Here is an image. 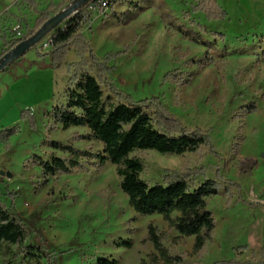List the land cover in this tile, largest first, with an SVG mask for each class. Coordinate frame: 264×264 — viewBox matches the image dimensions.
<instances>
[{
	"label": "rangeland",
	"instance_id": "1",
	"mask_svg": "<svg viewBox=\"0 0 264 264\" xmlns=\"http://www.w3.org/2000/svg\"><path fill=\"white\" fill-rule=\"evenodd\" d=\"M72 1L35 0V9L25 0H0V61L27 39L24 36L37 31L40 12L55 14ZM217 2L228 13L224 20H208L195 12V0H118L112 8H93L80 32L98 59L108 53L120 56L108 62L110 70L103 75L88 53L84 59L105 96L113 95V86L135 100L157 97L184 126L208 131L213 146L197 153L132 154L143 161L142 177L152 183L166 170L204 166L209 178H218L217 171L222 175L219 194L208 199L217 222L215 240L201 259L189 258L196 264H220L213 261L235 256L262 263L264 0ZM51 33L0 72V131L18 130L8 137L9 149L0 141V171L13 175H0V200L25 224L27 244L45 246L52 264H96L100 257L141 264L154 250L147 230L152 223L165 233L173 252L190 256L193 237H180L162 216H141L129 205L116 166L106 163L98 170L86 163L85 169L56 176H45L29 162L25 166L35 156L66 157L51 148L52 141L95 152L103 149L94 140L76 139L88 134V128L53 122L51 111L66 102L69 79L81 57L71 43L65 62L52 66L47 45ZM204 59L210 65L202 67ZM251 105L255 111L248 113L245 108ZM25 110L36 118V128L22 118ZM228 180L239 187L226 191ZM8 192L14 193L13 204ZM120 239L132 246H117ZM6 252L7 247L0 248V264H38L22 257L13 260ZM40 264L49 263L44 259Z\"/></svg>",
	"mask_w": 264,
	"mask_h": 264
},
{
	"label": "trees",
	"instance_id": "2",
	"mask_svg": "<svg viewBox=\"0 0 264 264\" xmlns=\"http://www.w3.org/2000/svg\"><path fill=\"white\" fill-rule=\"evenodd\" d=\"M37 9L35 0H25ZM192 9L201 12L208 20H224L228 13L218 4L217 0H195ZM118 0H90V4L81 9L73 17L65 20L52 31L47 45L50 47L51 65L61 66L68 54L69 45L76 46L81 60L75 64L76 71L69 79L66 102H61L51 111L54 124L64 128L76 126L86 127L88 134L76 135L79 140H94L102 145V151H91L77 148L72 143L52 141V149L66 154V157L53 155L50 159L35 156L28 162L38 166L45 176L71 174L85 169V164H93L101 170L106 163L116 166L120 177L119 187L128 198L129 205L141 216L160 215L180 237H193L194 243L190 256L175 253L166 245L165 233L150 223L148 240L153 245V252L141 264H196L189 257L201 258L208 244L212 241L217 226L212 211L208 208V199L219 194L222 175L217 171L218 178H209L207 167L201 166L183 171L166 170L159 181L152 183L142 177L143 161L132 156L137 151L154 150L161 154L181 155L186 152L197 153L204 147H212L208 131L199 128L190 129L184 126L162 104L157 97L135 100L130 95L121 93L115 87L113 95H104L98 76L86 69L85 54H89L100 75L106 74L110 67L108 62L119 57L120 53H108L103 60L96 57L80 32L84 23L89 21L93 8H112ZM56 13V12H55ZM53 12L46 9L40 12L35 28L46 22ZM183 35L188 33L182 27L177 29ZM35 31L23 38L30 37ZM196 40V39H195ZM20 40L14 42V44ZM14 46V45H13ZM209 59L200 61L204 67L210 65ZM168 79H170L167 76ZM174 81L179 79L174 77ZM248 113L255 111V105L246 107ZM21 116L27 119L33 128L37 127L36 118L29 111H22ZM17 128L0 131V141H5L9 149L8 137L16 134ZM230 187L238 186L233 181H226ZM239 187V186H238ZM12 204L14 193L8 192ZM25 224L0 200V248L7 247L11 259H30L40 264L46 260L53 263L52 254L40 244H27ZM117 246L131 247L130 240H118ZM16 247L13 251L11 247ZM9 261L8 263H10ZM7 263V264H8ZM220 264H255L250 261L230 259ZM96 264H118L115 259L100 257Z\"/></svg>",
	"mask_w": 264,
	"mask_h": 264
},
{
	"label": "water",
	"instance_id": "3",
	"mask_svg": "<svg viewBox=\"0 0 264 264\" xmlns=\"http://www.w3.org/2000/svg\"><path fill=\"white\" fill-rule=\"evenodd\" d=\"M89 0H73L65 8L61 9L53 16H51L46 22H44L30 37L26 40L21 41L14 48L6 53L0 61V72L3 69L17 60L18 58L25 55L31 48L35 47L42 39H44L49 33L57 29L66 19L74 13H78L81 7L86 4ZM264 158V153L262 155ZM0 175L11 178L13 175L9 171H0Z\"/></svg>",
	"mask_w": 264,
	"mask_h": 264
},
{
	"label": "crops",
	"instance_id": "4",
	"mask_svg": "<svg viewBox=\"0 0 264 264\" xmlns=\"http://www.w3.org/2000/svg\"><path fill=\"white\" fill-rule=\"evenodd\" d=\"M214 240H215V235L213 236L212 241L208 244L207 249H206L204 255H205L206 253H208V247H209L210 244L213 243ZM193 243H194V241H193ZM262 246H264V245H262ZM262 246H259L258 248L260 249ZM258 248H255V249H249V250H251V251H253V250H258ZM214 250H216L215 247H214ZM214 250H213V251H214ZM204 255H203V256H204ZM203 256H202V257H203ZM238 256H239V255H238ZM195 257H196V256H195ZM202 257H201V258H202ZM201 258H198V259H201ZM233 259H237V260H239V261H242L241 258H239V257L237 258L236 256H235V258H233ZM220 261H225V260H216V261H213V262H214V263H219ZM246 261L254 262L255 264H264V260H262V263H261V262L257 261L255 258H254V259H250V258H249V259L246 260ZM242 262H245V261H242Z\"/></svg>",
	"mask_w": 264,
	"mask_h": 264
}]
</instances>
